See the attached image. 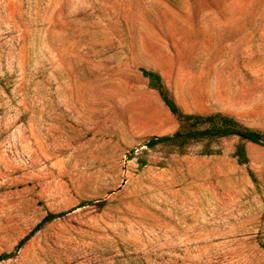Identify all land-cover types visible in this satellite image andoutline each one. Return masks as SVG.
Segmentation results:
<instances>
[{
  "label": "rangeland",
  "instance_id": "obj_1",
  "mask_svg": "<svg viewBox=\"0 0 264 264\" xmlns=\"http://www.w3.org/2000/svg\"><path fill=\"white\" fill-rule=\"evenodd\" d=\"M142 70L264 132V0H0V264H264V146L147 148Z\"/></svg>",
  "mask_w": 264,
  "mask_h": 264
},
{
  "label": "trees",
  "instance_id": "obj_2",
  "mask_svg": "<svg viewBox=\"0 0 264 264\" xmlns=\"http://www.w3.org/2000/svg\"><path fill=\"white\" fill-rule=\"evenodd\" d=\"M144 78L148 81V87L155 90L164 106L177 122L174 132L153 137L146 141L145 146L149 149L159 147L167 154L183 155L192 149H196L200 155L210 156L220 154V143L224 140L237 139L234 156L239 164H247L248 158L245 145L252 143L264 146V132L251 128L237 118L221 113H186L177 105L170 91L164 85L161 76L152 70H142ZM146 164V160L140 162ZM60 214H47L33 230L32 234L46 224L59 217ZM26 236L16 246L15 251L20 249L32 235ZM14 255V254H13ZM12 257L2 256L0 260Z\"/></svg>",
  "mask_w": 264,
  "mask_h": 264
}]
</instances>
